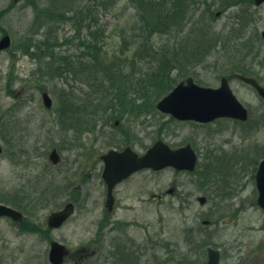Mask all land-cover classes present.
Masks as SVG:
<instances>
[{"label":"rangeland","instance_id":"rangeland-1","mask_svg":"<svg viewBox=\"0 0 264 264\" xmlns=\"http://www.w3.org/2000/svg\"><path fill=\"white\" fill-rule=\"evenodd\" d=\"M25 1L0 0V36L3 31L10 34L12 52L19 51L17 48L32 31L30 26L33 20V9L25 4ZM237 1L240 5L233 6L216 17L212 40H203V48L190 56L193 58L198 54L196 58L191 59L193 63L190 66L193 70L195 69L194 73L206 85L218 86L220 82L218 72H230L229 67L238 70L252 69L258 73L259 77L264 78V40L259 37L260 31L264 29V6L258 10L259 21L256 23L253 12L248 9L245 1ZM115 5L110 10H104V4L100 5L98 9L101 27L108 32H115L117 37V40L108 41L104 47L111 54L112 51L123 47L125 37L132 31L136 22L134 11L127 7L126 0H120ZM6 10L10 11L5 14ZM249 12L252 13L250 23L247 20ZM59 26L58 32L61 39L65 36L73 38L77 34L72 21ZM87 33L88 29L85 28L81 35L85 37ZM36 36L39 37L38 34ZM75 38L73 43L66 44L60 49L66 53L77 52V48L80 47L76 45H79L80 41ZM165 41L166 37H160L157 43L162 44ZM216 42L221 44V50L216 48ZM10 51L8 49L0 52V114L5 115L4 124L6 123L10 129V135L16 134V138L23 141L29 152H16L14 156L17 157V162L9 157L11 155L7 157L8 153L5 148V152L0 153V194L15 193L13 191H17L16 189L23 185L28 191L37 188L36 194L33 191L31 196L37 197L41 206L30 205L28 208L32 216L45 223L51 210L56 209L59 203L68 201L70 196L67 193L76 191V185L81 187L79 181L70 187L69 181L72 178H79V174L76 173L78 163L74 161H77V156H80V161L82 160L81 149L89 144L92 138L89 140L88 137H85L82 142L76 141L75 132L71 129L72 135H74L71 138V144L66 132L65 139L69 143L67 144V140L62 141L64 131L61 125L57 124L58 116L55 109L64 100L67 102V105L64 104L67 108L72 102L75 106L74 111L77 113L83 107V96L73 94L74 101L69 99V96L68 99H59L55 93H68L61 87L56 88L54 81H49L47 77L41 79L35 74L37 63L30 56L24 54L18 55L15 67L12 69L14 76L9 79L8 72L14 62V56ZM134 54L132 53L130 60L135 58ZM206 56L207 58L201 62ZM69 81L73 83L74 79L69 76ZM41 84L46 86L53 99L51 109H47L43 105L42 90L39 88ZM75 84L78 85L79 82ZM231 84L241 101L250 109V119L246 124L235 128L232 123L226 120H220L217 123L213 121L209 126L194 125L186 121H171L170 125L176 131V136L164 134V140L176 143L189 138L193 139L197 132V145L202 156L208 149H211L215 156L217 154L222 156L220 164L223 168L233 166L230 158L233 157L237 166L235 171L239 174L232 177L231 194L225 200L218 198L219 189L225 184L223 178H219L221 184L212 178L203 188L198 183L201 180L196 174L175 171L172 168L138 174L130 181L137 192L141 191V182H145L147 179L149 191L155 195L163 193L165 197L162 201L153 200L146 206L138 205L141 210H135L133 216L140 217L143 220V226L132 232L144 231L148 227L149 234L156 241H166L176 244V246L183 245L181 256L190 261L194 254H192V250L190 251L191 245L189 247L186 243V229L189 227L195 231L194 235L197 237L194 247L196 244L202 245L198 254L203 261L206 260L208 254L207 248L212 244L203 246L201 237L208 236L211 242L216 243L220 249L221 264H264V213L254 203L256 186L255 180L251 176L254 167L253 160L258 153L257 149L264 147V102L253 89L242 84L241 81L233 79ZM108 87L110 88L109 85ZM8 88L13 94H9ZM66 90L69 91V88ZM149 92L152 90L150 89ZM129 98L132 99L134 96L130 95ZM125 108L124 104H114L113 107L101 110L99 114L107 120L111 112L114 113L116 109L122 112L120 109ZM144 114L147 117V119L145 116L142 117V120L146 119L144 129L138 122L140 125H138V130L139 128L143 130L138 131L135 135V139L138 141L137 147L140 150L143 149L142 142L150 145L154 140L153 136L156 137V133L161 130L160 125L156 124L158 120L166 122L169 119L167 114L157 116L149 113ZM4 124L0 125V132L4 131ZM213 127L221 129L211 139H207V133ZM115 133L117 131L113 130L112 134ZM118 139L117 141L121 142L124 138ZM61 143L66 145L63 144L62 151L59 150L62 161L58 165H53L48 158L49 151L55 144L59 147ZM242 151L249 152L252 161H249V158L245 161L239 159L240 155L237 154ZM241 166L243 168L239 170ZM211 171V173L210 169L208 171V175L211 177L218 174L217 169ZM230 173L225 172V175ZM171 187L174 188L173 193H167ZM202 188L206 190H202ZM43 192L48 193L43 195ZM93 194L95 197L99 195L97 190ZM199 195H205L208 198L204 205L197 201ZM47 203L50 206L45 207ZM202 215L216 219V221L213 220V224L205 226L202 223L205 219L202 218ZM91 227L89 222L84 221L79 214H75L61 228L52 230L51 234L71 247L77 248L85 245V240L91 236ZM35 239L36 237L33 236L26 237L21 255L30 256L32 263L36 262L38 258L42 264L47 260L49 243L41 239L39 245H33ZM91 249L92 247L89 251Z\"/></svg>","mask_w":264,"mask_h":264},{"label":"trees","instance_id":"trees-1","mask_svg":"<svg viewBox=\"0 0 264 264\" xmlns=\"http://www.w3.org/2000/svg\"><path fill=\"white\" fill-rule=\"evenodd\" d=\"M117 2L118 0H27L34 13L30 26L32 31L31 34L28 33L29 37L18 48L31 55L35 54L34 49L40 51L37 56L40 57L39 71L42 77L54 80L55 77L61 76L65 80L68 79V71L71 69L67 65L66 53L60 48L73 43L74 38L65 36L61 39L58 28L60 24L70 21L75 24L77 34L74 37L80 41L78 46H84V49L88 51L87 57L90 58L88 60L93 63V69L90 70L87 77L91 89L90 93H87L91 128L97 124L100 118L98 114L102 107L109 100L114 104V99L117 96L128 97L130 94L137 100L143 98V102L137 103L136 99H133L132 105L135 106L137 114L143 113L145 110L155 111V101L172 89L180 77L186 76L190 72L189 58L186 54L178 53L177 50L169 51V48L175 47L176 40L171 44L162 43L157 46L156 38L164 35L166 31L177 34L179 27L186 19V12L194 0H128L137 17V25L126 37V46L123 47L136 50L138 71L136 70L132 75L120 69L117 66L119 65L117 61L113 62L116 69L111 68L107 57L108 50L104 51L105 56H103L106 57L104 59L107 62L104 63L101 60V52L105 46L103 42L106 44V41L117 40V37L115 32L108 33L106 29L100 28L98 9L100 5L104 4L103 8L110 10L116 6ZM193 26L192 22L191 29ZM85 27L88 28V33L83 37L81 34ZM192 32L195 33V30ZM36 34H39V37ZM174 39H178V37H174ZM198 39L201 40L198 41ZM203 40L209 41L212 40V37L211 35L207 36L202 30V34H197L195 38L196 49L203 48ZM119 57L116 54L115 58ZM71 72L76 74L74 71ZM105 74L109 76V80L105 79L107 78ZM106 82L113 85L107 89ZM115 83H117L116 87ZM43 88L44 85L41 86V89ZM62 88L65 91L67 89L65 86ZM150 89L152 92H149ZM56 94L59 99H68L69 96V93L64 94V92ZM64 104L67 105V102L63 100L56 108L59 116L62 114L60 116L62 121L66 119L64 114L68 111ZM80 120L75 123H79ZM206 168H208L207 171L202 174L203 186L212 179L207 172L209 169H214V167H204L203 169Z\"/></svg>","mask_w":264,"mask_h":264},{"label":"flooded vegetation","instance_id":"flooded-vegetation-1","mask_svg":"<svg viewBox=\"0 0 264 264\" xmlns=\"http://www.w3.org/2000/svg\"><path fill=\"white\" fill-rule=\"evenodd\" d=\"M231 121L240 123L237 119ZM80 165L82 174L76 184L81 182V187L76 185V191H73L69 198L75 202L79 216L92 227H96L94 238L98 239L99 243L94 245V250H98L97 254L91 256L90 239H87L86 244L80 248H71L67 261L62 264H152L153 246L148 232L141 231L140 235L133 233V230H137L139 219L126 217L128 214L133 216L135 210H141L139 204L146 206L155 199V195L148 191L146 182H142V190L139 193L130 182L134 175L147 170H140L125 178L116 184L110 193L103 177L104 162L100 153L91 159L89 151H84ZM96 187L99 189L97 199L93 194ZM147 192L150 196H147ZM3 196L5 199L13 197L9 202L5 201V204L15 208L20 217L0 216V264H41L38 258L32 263L30 256L21 255L26 237L40 239L36 232L40 221L30 214L28 208L29 213L26 211L21 194L5 193ZM156 197L162 200L161 195Z\"/></svg>","mask_w":264,"mask_h":264},{"label":"water","instance_id":"water-1","mask_svg":"<svg viewBox=\"0 0 264 264\" xmlns=\"http://www.w3.org/2000/svg\"><path fill=\"white\" fill-rule=\"evenodd\" d=\"M262 1L264 0H256L257 3ZM9 44L10 37L6 35L0 41V48L7 47ZM246 80L253 82L264 98V88L253 79ZM44 102L46 106H51L52 100L47 96V93H44ZM157 106L160 110L170 112L181 119L210 121L221 116H233L242 119L247 117V109L236 98L225 78L218 88L200 86L192 78H188L186 82L179 83L167 96L160 100ZM50 158L54 163L60 160L56 150H53ZM105 160L104 177L112 187L118 181L144 167L161 169L172 165L177 169L193 170L197 157L190 145L173 150L159 140L142 156L128 148L123 152L111 151ZM257 185L260 191L259 202L264 207V162H262L257 174ZM199 200L204 203L206 198L199 197ZM71 209V205H68L62 211L53 213L49 224L51 226L60 225L69 216ZM9 211V208L0 205V214ZM63 254L64 246L53 243L50 253L51 259L54 262H60V257ZM202 264H219L218 251L210 249L209 260Z\"/></svg>","mask_w":264,"mask_h":264}]
</instances>
